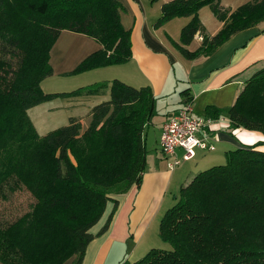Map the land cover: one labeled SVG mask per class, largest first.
I'll use <instances>...</instances> for the list:
<instances>
[{
    "label": "trees",
    "instance_id": "trees-1",
    "mask_svg": "<svg viewBox=\"0 0 264 264\" xmlns=\"http://www.w3.org/2000/svg\"><path fill=\"white\" fill-rule=\"evenodd\" d=\"M207 4L224 25L214 35L204 34L201 46L190 51L185 44L203 31L199 9ZM122 9L119 0H0V195L25 189L35 199L16 219L0 221V264H82L88 244L108 229L117 196L143 182L145 132L156 114L151 85L114 78L110 98L92 107L86 128L70 116L67 124L39 134L29 114L31 107L58 96L98 94L108 87L100 82L46 92L42 81L54 73L51 49L64 29L102 45L71 73L130 60L131 29L122 22ZM175 16H191L180 46L196 58L264 21V0L233 10L221 0L165 2L160 19ZM223 114L232 134L238 128L264 134V66L247 79L233 105L208 107L210 117ZM261 145L264 140L229 149L224 163L199 171L161 219L160 237L169 248L153 247L140 259L120 264H264ZM110 201L113 210L95 234L91 228Z\"/></svg>",
    "mask_w": 264,
    "mask_h": 264
},
{
    "label": "crops",
    "instance_id": "crops-1",
    "mask_svg": "<svg viewBox=\"0 0 264 264\" xmlns=\"http://www.w3.org/2000/svg\"><path fill=\"white\" fill-rule=\"evenodd\" d=\"M119 1L125 6V11L121 10L122 22L126 28L131 29L133 56L124 63L81 73L79 76H85L80 80L82 86L107 80L108 87L98 94L69 96L71 99L68 102L74 107L70 116L79 117L84 126L83 115L86 113L89 117L95 104L110 98V85L114 78L135 86L151 85L157 97L156 103L161 98L167 99L171 96L180 104L178 108L159 117L156 122L154 116L149 123L145 132L148 153L143 182L139 188L133 186L128 193L117 196L119 205L108 229L96 235L88 244L82 264H120L124 258L123 249L126 243L132 241L135 250L141 244H149L150 224L166 205L172 203H169L170 200L174 201L180 187L205 169L203 167L218 161L222 155L207 156L205 151L210 150L198 148L194 158L182 160L179 165L170 168L169 158L162 151L160 143L164 123L189 99L193 102L195 115L209 116L208 107L211 106L226 110L234 104L247 79L264 66V21L234 33L212 53L190 58L181 49V33L159 31L151 24L157 15L162 14V8L151 13L141 7L137 0ZM167 1L169 0H165ZM247 1L249 0H237L235 3L221 0V3L233 10ZM199 16L204 28L195 34L190 43L185 44L190 51H195L201 46L204 34L214 35L224 25L209 4L199 9ZM160 17L161 15L159 19ZM190 19L191 16H182L179 26H184ZM169 37L173 38L176 44ZM101 46L100 42L85 33L62 30L51 49L53 74H69L83 59ZM184 90L187 92L184 93ZM47 102L49 103L46 104H50L53 101ZM53 103L55 105V102ZM57 106H51L50 109ZM221 117H224L225 121L217 122L212 127L218 139L214 141L216 148L211 151L218 149V141L226 143V154L229 149L242 144L264 140V134L256 130L238 128L233 134L230 133L227 129L228 118L224 114ZM177 152L180 157L184 154L182 148H177ZM113 206L112 201L108 202L103 216L91 228L93 233L97 234L105 224ZM71 263L70 260L65 264Z\"/></svg>",
    "mask_w": 264,
    "mask_h": 264
},
{
    "label": "rangeland",
    "instance_id": "rangeland-1",
    "mask_svg": "<svg viewBox=\"0 0 264 264\" xmlns=\"http://www.w3.org/2000/svg\"><path fill=\"white\" fill-rule=\"evenodd\" d=\"M227 1H230V2L235 1V3H237V0H227ZM136 2L141 7H144L146 10L153 13L155 9L157 10L158 8H162L163 6L162 4L165 2V0H139V1L137 0ZM122 10L125 11L124 5H123ZM160 15L162 16V14ZM160 15H157L155 19L151 21V24L153 26L157 27L159 31H165L166 33L173 32V31L175 34L181 33L183 26L182 25L179 26L180 24L179 21L182 16H175L170 19H159ZM169 38L173 40L174 43L176 42L174 41L173 38L171 37ZM94 69H97V68H94ZM91 70H86V71H91ZM86 71H82L78 73L70 72L69 74H57V75L52 74L46 77L42 81V85H43L42 87L44 91L46 92L71 91L75 88L82 86L83 83H80L81 82L80 80H83L85 76H79V75ZM94 84H97V83H94ZM70 99L71 98H69V96H58L51 100H47L50 102L53 101L55 102V105H58L54 109H50L51 106H55L54 103L51 102L50 104H46V103H49L47 101L45 102V104H38L30 108V116L32 117V121L34 122L39 134H46L50 130H53L57 127L65 125L69 122L70 114H73L74 112V107L71 105V103L68 102L70 101ZM156 104H157V107H156L157 113L155 115L154 122H156L157 119H159V117H163L165 114H167V112L169 113L172 109L178 108L180 103L177 99H173V97L169 96L167 99L166 98L159 99ZM83 116H84L83 120L85 122V125L83 126V128H86L90 122L89 120L90 116L88 117L86 113ZM217 139L218 138H216V141ZM216 144H217L218 149L216 151H211V150L205 151V155L210 156V155H216V154L221 155L222 154L220 159H218V161H216L215 163L206 165V167H203V168H208L209 166H212L214 164L224 163L226 161V154H225V149H224L226 146V143L218 141ZM261 147L264 148V145H261ZM6 191L8 195L7 198H4L0 195V221L2 223L10 222L16 219L21 214L30 210L35 201L34 197L28 190L18 189L12 192L9 189H7ZM176 202H177L176 198L174 199V201L170 200L169 201L170 205L168 206L171 207ZM168 206L166 205L163 211H161L160 214L155 218V220L150 224L148 228V231H150L149 232V239H150L149 244L148 245L141 244L139 245V248L135 250L133 249L134 244L132 241L129 242L128 244L126 243L123 249L124 258L122 259V261L138 260L141 257H143L153 247L169 248V244L164 242L160 237V222H161L163 215L167 211V209L170 208Z\"/></svg>",
    "mask_w": 264,
    "mask_h": 264
},
{
    "label": "built area",
    "instance_id": "built-area-1",
    "mask_svg": "<svg viewBox=\"0 0 264 264\" xmlns=\"http://www.w3.org/2000/svg\"><path fill=\"white\" fill-rule=\"evenodd\" d=\"M224 121V117L195 115L193 102L187 101L163 125L160 143L162 151L169 158V167L174 168L182 160L194 158L198 148L214 150L217 137L212 127L215 123ZM177 148L184 150L182 157L178 155Z\"/></svg>",
    "mask_w": 264,
    "mask_h": 264
}]
</instances>
